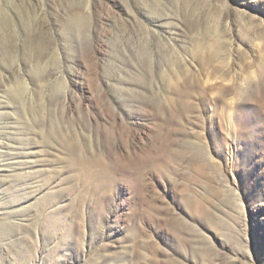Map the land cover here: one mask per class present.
Segmentation results:
<instances>
[{
	"label": "rangeland",
	"instance_id": "obj_1",
	"mask_svg": "<svg viewBox=\"0 0 264 264\" xmlns=\"http://www.w3.org/2000/svg\"><path fill=\"white\" fill-rule=\"evenodd\" d=\"M0 264H264V0H0Z\"/></svg>",
	"mask_w": 264,
	"mask_h": 264
}]
</instances>
